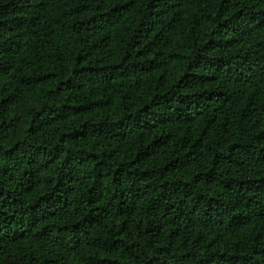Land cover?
<instances>
[{
    "label": "trees",
    "instance_id": "obj_1",
    "mask_svg": "<svg viewBox=\"0 0 264 264\" xmlns=\"http://www.w3.org/2000/svg\"><path fill=\"white\" fill-rule=\"evenodd\" d=\"M0 264H264V0H0Z\"/></svg>",
    "mask_w": 264,
    "mask_h": 264
}]
</instances>
